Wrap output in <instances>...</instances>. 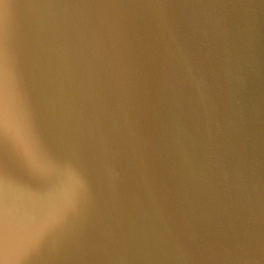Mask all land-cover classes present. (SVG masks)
Masks as SVG:
<instances>
[{
    "label": "water",
    "instance_id": "95a60500",
    "mask_svg": "<svg viewBox=\"0 0 264 264\" xmlns=\"http://www.w3.org/2000/svg\"><path fill=\"white\" fill-rule=\"evenodd\" d=\"M0 264H264V0H0Z\"/></svg>",
    "mask_w": 264,
    "mask_h": 264
}]
</instances>
